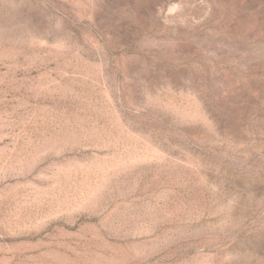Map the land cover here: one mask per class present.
<instances>
[{
	"label": "rangeland",
	"instance_id": "rangeland-1",
	"mask_svg": "<svg viewBox=\"0 0 264 264\" xmlns=\"http://www.w3.org/2000/svg\"><path fill=\"white\" fill-rule=\"evenodd\" d=\"M0 264H264V0H0Z\"/></svg>",
	"mask_w": 264,
	"mask_h": 264
}]
</instances>
